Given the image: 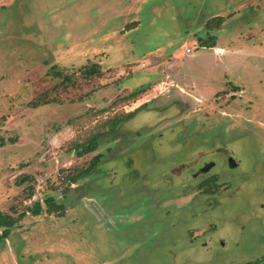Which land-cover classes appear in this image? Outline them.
Returning <instances> with one entry per match:
<instances>
[{"label": "rangeland", "instance_id": "1", "mask_svg": "<svg viewBox=\"0 0 264 264\" xmlns=\"http://www.w3.org/2000/svg\"><path fill=\"white\" fill-rule=\"evenodd\" d=\"M92 163L0 264H264V0H0V210Z\"/></svg>", "mask_w": 264, "mask_h": 264}, {"label": "flooded vegetation", "instance_id": "2", "mask_svg": "<svg viewBox=\"0 0 264 264\" xmlns=\"http://www.w3.org/2000/svg\"><path fill=\"white\" fill-rule=\"evenodd\" d=\"M223 19L225 20L224 17H223ZM212 23L214 24L216 22L213 21ZM223 23H224V21L222 22V24ZM222 24H221V26H222ZM215 27H216L215 25H212V27H209V29L211 30L212 33L216 29ZM210 40H211V42L215 43V45L208 46V47L209 48L210 47H214L215 48L216 47V42L214 41V34L211 37L207 38L206 40H204L203 38H200L199 39L200 47H206V45L205 46L202 45V42L211 43V42H209ZM215 49H218V47H216ZM57 74L60 77H63V80H64V82H67L66 83L67 85H68V81L71 82V80H68V79H66V77L63 76L62 72H57ZM67 77L68 78L69 77L72 78L70 75L67 76ZM132 112H134V111H132ZM92 152H94V151H92ZM89 153H91V152H88V153H85V154H89ZM226 161H227V165L231 166V168H237L238 167V163L232 158V155H228L226 157ZM216 167H217V163L216 162L211 161V160L210 161H205V162L202 163V165L200 167V170L197 171L196 176L204 177V175H207V176L212 178V177H214V174H216V173H213V170ZM88 168H90V167H88ZM94 168H95V165H94V167L91 166V169H90L89 173L85 174L82 177L84 179V181L86 180V177L94 170ZM214 178H216V177H214ZM69 181H70V187L67 190H64V191H67V192H65L63 195H60L59 197H57V196H47V197L46 196L45 197L44 196H40L39 197V195H37L36 193L33 194V192H31L32 194L29 195V200L26 203L29 206L27 207V209L25 211L21 212L17 216H14V215H12V214H10L8 212H3V211L0 210V213L4 214L5 216L11 217V219H13V221H14L13 224L10 227H8L7 225L0 226V240H6L7 238H10V235H12L13 232H14L13 229H15L16 225H18V223H20L27 216L28 213L33 215V216H36V217H39V216L41 217L42 213H48L49 215L57 216L59 219L63 220L64 216L66 214L65 212H66L67 208L70 205H73L72 202L70 204H67V203L71 199H74L75 195H81L80 198L82 197L83 199L86 198L85 194L82 191V187H78L77 180L74 182V181L69 179ZM214 182H215V180H214ZM211 184L208 186V188H206V189L203 188V190L205 192L212 191L211 189H209ZM75 185H77V187H73ZM203 185H205V182H203L200 185L201 188L203 187ZM262 206L264 207V204H262ZM6 230H9V234H5Z\"/></svg>", "mask_w": 264, "mask_h": 264}, {"label": "trees", "instance_id": "3", "mask_svg": "<svg viewBox=\"0 0 264 264\" xmlns=\"http://www.w3.org/2000/svg\"><path fill=\"white\" fill-rule=\"evenodd\" d=\"M213 21H214V22L217 21V23H214V24L211 23V24L208 25L209 27H212V25H215L216 27H220L221 24H222V22L224 21V19H223V17H217V18H215V20H213ZM213 21H212V22H213ZM206 44H210V46L215 45V43H213V42H211V43H208V42H202V45L205 46ZM86 72H87V75H89V76L99 74V70H97L95 67L90 68V69L87 70ZM44 100H45V101H44ZM44 100H43V102H42L43 104H46V103L49 101V100H47V99H44ZM36 104L40 105L41 103H36ZM133 113H135V111L129 113L128 115H129V116H132ZM131 114H132V115H131ZM129 116H128V117H129ZM118 121H119V120H117V119H115V120L113 121L115 127H116V125L118 124ZM113 129H114V128H113ZM113 129L111 128L110 131H107V133H108V132H111ZM99 140H100V137H99V135L97 134L96 136H93V138H91V140H90L87 144H81V145H79V146L82 147V149L80 150L79 154L82 155V154H85V153H88V152L95 151V150L97 149V146L99 145V142H100ZM94 165H95L94 163L91 164V166H93V167H94ZM90 169H91V167H90V168H87V169H85V170H81V171H79L78 174L73 175V177H70V180H72V181L75 182V181L77 180V178H78L79 175H80L81 177H83L85 174H88V173H89ZM13 222H14V221H13V219H11V217H9V216H5L4 214L0 213V226L7 225L8 227H10V226L13 224ZM5 232H6L5 234H9V230H6ZM248 264H253V263H248ZM254 264H255V263H254Z\"/></svg>", "mask_w": 264, "mask_h": 264}]
</instances>
